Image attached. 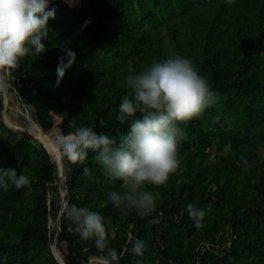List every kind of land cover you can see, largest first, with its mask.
I'll list each match as a JSON object with an SVG mask.
<instances>
[{"label":"trees","instance_id":"obj_1","mask_svg":"<svg viewBox=\"0 0 264 264\" xmlns=\"http://www.w3.org/2000/svg\"><path fill=\"white\" fill-rule=\"evenodd\" d=\"M65 1L49 0L56 18L47 51L29 54L13 73L22 102L54 141L60 124L65 134L88 126L119 142L128 127L116 118L126 77L175 55L192 61L216 103L179 125L180 167L149 189L156 210L141 217L109 201L121 182L105 176L91 150L81 164L63 160L59 184L52 147L7 125L0 93V168L32 181L30 189L0 187V264H60L54 245L65 264H96L93 242L81 240L64 213L70 205L104 217L118 264H264V0ZM65 47L76 59L59 79ZM188 204L205 212L199 229ZM136 239L147 245L142 256L131 251Z\"/></svg>","mask_w":264,"mask_h":264},{"label":"clouds","instance_id":"obj_2","mask_svg":"<svg viewBox=\"0 0 264 264\" xmlns=\"http://www.w3.org/2000/svg\"><path fill=\"white\" fill-rule=\"evenodd\" d=\"M48 5L49 0H0V93L6 94L23 58L47 51L43 41L48 37L49 21L56 18L55 9L48 10ZM64 52L57 68L59 79L76 59L70 48L65 47ZM126 85L129 94L122 97L116 118L128 127L119 142L88 126L66 134L60 131L55 138L60 157L57 166L65 159L72 165L81 164L90 150L95 152L105 176L121 182V191L108 193L113 206L148 217L156 210V195L149 189L166 185L180 167L177 143L184 132L179 125L201 116L216 103V95L192 61L180 55L129 74ZM241 163L252 166L245 158ZM31 184L24 171L18 175L15 168H0V187L5 191L10 185L30 189ZM186 211L194 227L201 228L205 212L193 204L186 205ZM64 213L81 240L93 242L96 264H118V252L109 246L101 214L76 205L65 206ZM146 247L145 241L136 239L131 251L142 256Z\"/></svg>","mask_w":264,"mask_h":264},{"label":"rangeland","instance_id":"obj_3","mask_svg":"<svg viewBox=\"0 0 264 264\" xmlns=\"http://www.w3.org/2000/svg\"><path fill=\"white\" fill-rule=\"evenodd\" d=\"M77 4H75V5H77ZM75 5H70V6H75ZM263 53H264V50H263ZM2 95L4 97V100L6 101V107H5L4 112H3V117H4V120L6 121L7 125L14 130L29 133L30 135L34 136L36 138V140L40 143H42V142L39 141L37 139V137L40 139H42V138L45 139V141L48 143V145H50L52 147L51 152L47 149V147L43 143L42 144L47 149L49 154L52 156L53 160L57 163L59 155H58L57 147L52 142L54 140V136L50 137L49 134L47 133L48 131H51L52 128L44 129L41 126V124L37 121L33 111H31V109L22 102L19 94L17 93L16 84H15V77L12 81L9 82V87L7 89L6 94L2 93ZM52 120H53V116L51 117L50 123ZM51 125H53V124L51 123ZM39 126H41L43 128V130L47 131V132H44L41 128H38ZM63 167H64V165H63ZM65 182H66V172L64 169L63 170V176L61 178L59 176L58 183L64 184ZM54 246L57 247L56 245H54ZM61 255H62V253H61ZM93 263H96V260H93Z\"/></svg>","mask_w":264,"mask_h":264},{"label":"water","instance_id":"obj_4","mask_svg":"<svg viewBox=\"0 0 264 264\" xmlns=\"http://www.w3.org/2000/svg\"><path fill=\"white\" fill-rule=\"evenodd\" d=\"M4 103H5V107H6V101L4 100ZM59 131H61V125L59 124ZM60 159V157L58 158V160ZM63 170H64V167H63V162H62V166L61 167H58V171H59V176L60 178L63 176ZM61 180V179H60ZM64 194H62L63 196ZM57 241V239L55 240V242ZM51 253L52 255L54 256V258L60 263V264H65L62 260H60L56 253H55V246H51Z\"/></svg>","mask_w":264,"mask_h":264},{"label":"bare ground","instance_id":"obj_5","mask_svg":"<svg viewBox=\"0 0 264 264\" xmlns=\"http://www.w3.org/2000/svg\"><path fill=\"white\" fill-rule=\"evenodd\" d=\"M38 128H41L42 129V127L41 126H39ZM43 130V129H42ZM49 134V133H48ZM49 136L51 137V135L49 134ZM53 143H54V145L56 146V143H55V141L53 140L52 141ZM55 253H56V255H57V257L61 260V256H60V253H59V251H58V249H57V247H55Z\"/></svg>","mask_w":264,"mask_h":264}]
</instances>
